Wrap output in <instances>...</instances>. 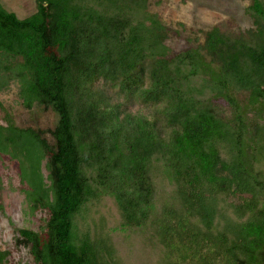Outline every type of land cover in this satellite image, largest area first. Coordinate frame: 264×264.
<instances>
[{"label":"trees","instance_id":"trees-1","mask_svg":"<svg viewBox=\"0 0 264 264\" xmlns=\"http://www.w3.org/2000/svg\"><path fill=\"white\" fill-rule=\"evenodd\" d=\"M146 1L35 0L24 18L0 3V90L17 80L57 116L52 142L0 124V164L45 211L16 244L35 264H264V0L247 31L214 25L173 56Z\"/></svg>","mask_w":264,"mask_h":264},{"label":"rangeland","instance_id":"rangeland-1","mask_svg":"<svg viewBox=\"0 0 264 264\" xmlns=\"http://www.w3.org/2000/svg\"><path fill=\"white\" fill-rule=\"evenodd\" d=\"M249 2L250 0H147L146 11L155 13L169 30L165 44L169 50L167 54L173 56L188 45L201 42V32L214 25L235 34H241L253 27L252 17L246 11ZM0 3L18 18L29 16L35 11V0H0ZM19 90L17 80L9 81L0 90V124L6 125L11 120L18 127L42 130L44 137L52 142L48 130H52L56 125V114L51 109L39 105L34 99L30 107L27 106ZM111 93L116 99L122 97L117 95L116 91ZM232 94L248 119L255 118V109H250L255 106L250 103L248 93L240 90ZM122 101L125 103L124 109L130 113L141 110L147 116H158L156 107L142 110L141 103L127 102L124 99ZM212 105L219 114L226 117L230 115L229 107L223 100H213ZM255 120L264 123V116ZM0 181V203L3 207V211H0V250L6 253L0 264H35L28 248L16 244L15 229H37L45 211L38 209L33 214L30 213L24 195L19 190L15 167L7 161L0 164ZM224 207L223 204L220 205L221 209ZM222 211L223 216L228 215Z\"/></svg>","mask_w":264,"mask_h":264}]
</instances>
